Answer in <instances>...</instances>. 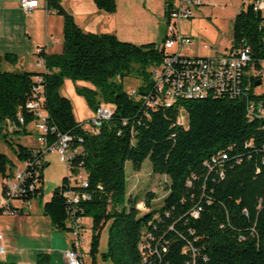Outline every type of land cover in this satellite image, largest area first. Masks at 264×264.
Returning <instances> with one entry per match:
<instances>
[{
  "label": "trees",
  "instance_id": "16d2710c",
  "mask_svg": "<svg viewBox=\"0 0 264 264\" xmlns=\"http://www.w3.org/2000/svg\"><path fill=\"white\" fill-rule=\"evenodd\" d=\"M94 2L106 12L117 9L116 0ZM47 4L63 17V50L47 53L41 48L42 71L0 69V127L10 123L4 141L24 166L40 159L28 167L31 175L26 183L35 184V189L28 188L22 200L43 194L45 155L15 143L11 136L28 133L36 115L27 103L35 99L51 127L48 142L58 141L62 134L73 137L72 147L78 151L71 159L70 173L82 172L87 182L84 185L68 174L43 203V211L59 231L71 232L73 218L92 219L93 264H98L96 255L106 226L103 257L116 264H264V115L251 118L248 110L249 101L264 105V93L256 92L261 74L245 77L250 90L244 96L209 93L153 109L130 95L123 79L135 71L144 79L139 94L149 91L153 86L149 67L165 54L161 43L137 44L113 33L86 32L62 0H47ZM241 46L251 49L247 69L262 70L264 9L255 10L252 3L234 19L232 47ZM3 58L18 60L11 52ZM66 79L92 84L78 86L77 92L94 111L102 100L114 104L112 115L97 132L76 120L71 99L61 93ZM181 108L187 115L185 125L177 120ZM147 158L154 173L167 177L164 204L154 211L150 209L153 192L145 201L133 197L125 201L127 163L140 171ZM14 165L0 152V180L11 176ZM67 191L78 194L79 200L71 202ZM195 209L198 216L192 214ZM38 261L50 264L47 254H40Z\"/></svg>",
  "mask_w": 264,
  "mask_h": 264
},
{
  "label": "built area",
  "instance_id": "2783aa9c",
  "mask_svg": "<svg viewBox=\"0 0 264 264\" xmlns=\"http://www.w3.org/2000/svg\"><path fill=\"white\" fill-rule=\"evenodd\" d=\"M206 0H167L168 13L167 17V34L160 47L164 49L163 59L149 67V73L152 81V88L145 94H139L135 88H130L127 92L134 96L140 97L145 104L153 109L161 106H171L178 99L183 98H203L209 93L230 94L232 96H244L249 93L250 83L245 82V77L260 75L264 76V59L262 60V70H256L251 65V49L249 46H241L233 48L232 46L223 54L215 56L203 55H185L183 49L193 44V39L184 35L180 30V23L183 19L193 18L197 9L205 3ZM254 9H264V0H250ZM38 0H20V6L26 12L37 7ZM203 48L208 49V44H202ZM177 47V50H172ZM40 51V50H39ZM39 61L44 63L40 56ZM40 88H36L39 92ZM36 115L35 127L38 130L36 147L43 156L51 153H57L60 160L65 162L70 178H78L84 185L87 184L86 176L80 172L74 176L70 173L71 159L78 149H73V137L68 134L60 135L58 141L50 143L46 134L50 130L47 114L42 110L38 100L31 99L27 103ZM248 110L250 117L264 115L263 103L254 104L249 101ZM112 115V109L101 104L92 115L91 118L83 121L85 128L98 131L103 120L108 119ZM178 123L186 124L187 115L184 108L180 109ZM20 121L24 119L20 117ZM226 154H222V158H226ZM40 159L26 163V166L16 168L11 176L1 180L2 193L0 196V214H20L24 213V207L12 205L14 201L20 200L29 208L31 201L22 200V196L29 189H35V184L26 183L31 175L28 167L39 163ZM28 186V187H27ZM69 196L71 202H77L79 195L72 191L65 193ZM13 206V207H12ZM192 214L198 216L199 209L193 210ZM73 244L70 249L65 252L67 264H85L84 254L81 250L83 243V225L81 218H73L71 220ZM0 253H5V245L3 234L0 232Z\"/></svg>",
  "mask_w": 264,
  "mask_h": 264
},
{
  "label": "crops",
  "instance_id": "0c3cea01",
  "mask_svg": "<svg viewBox=\"0 0 264 264\" xmlns=\"http://www.w3.org/2000/svg\"><path fill=\"white\" fill-rule=\"evenodd\" d=\"M154 1L116 0L117 9L112 13L99 9L94 0H62V5L86 32L113 33L121 40L143 44L142 38L145 34L132 30L131 14L127 10L139 6H153ZM38 2L37 7L26 12L21 8L20 0H0V62L5 64L6 70H11L8 65H12L21 71H42L45 68L44 63L39 61V50L43 48L47 53H59L63 50V17L48 8L47 0ZM208 2L209 0H206L204 4ZM196 48L202 49L203 46L201 48L197 45ZM8 52L17 54L18 60L15 63L3 58ZM78 86L93 87L88 82L66 79L61 93L71 99L73 107L77 104L79 116L76 115L75 108L74 114L76 120L82 122L91 118L94 110L77 92ZM16 168L15 166L14 169ZM1 193L0 180V196ZM17 201L19 203L15 204L24 207L26 212L0 214V232L3 234L5 245V253H0V264H39L40 254H47L50 264H67L65 252L72 247V233L57 230L44 213L41 202L33 199L27 208L23 202ZM9 222L12 224L11 229ZM81 223L84 229V218H81ZM81 250L85 261L83 243ZM55 252H61V255L57 256Z\"/></svg>",
  "mask_w": 264,
  "mask_h": 264
},
{
  "label": "rangeland",
  "instance_id": "374dc122",
  "mask_svg": "<svg viewBox=\"0 0 264 264\" xmlns=\"http://www.w3.org/2000/svg\"><path fill=\"white\" fill-rule=\"evenodd\" d=\"M249 0H209L207 4L200 6L196 15L193 18L183 19L180 23V30L184 35H188L193 39L191 47L183 49L185 55H208L215 56L225 53L233 43V24L235 16L241 10L247 8ZM124 6H120L123 8ZM166 6H164V0H155L153 6L136 7L135 9L127 10L131 14L132 30L138 34H145L142 39L144 42H157L162 43L167 34V17L165 13ZM130 41V40H125ZM140 41V40H136ZM133 42V41H130ZM136 43V42H134ZM208 44L211 49L202 48V44ZM140 44V43H137ZM197 45H200L202 49H197ZM172 50H177V47ZM10 71H21L17 68H13L12 65ZM0 69L6 70L5 64L0 62ZM119 80V79H118ZM125 90L130 88L137 89L144 79L137 72L133 71L131 75L123 79ZM257 93H264V76L261 84L256 87ZM104 106L111 109L114 108V104L105 102L102 100ZM89 106V105H88ZM90 107V106H89ZM75 113L77 116L79 113L78 106L75 104ZM91 108V107H90ZM83 122V121H82ZM10 124V123H9ZM4 125L0 127L2 137L0 140V152L5 153L12 163L15 165L13 168L23 167L24 161L18 159L11 146L4 141L3 136L8 134L10 125ZM28 133H14L12 139L15 143H21L30 148H36L38 145L37 136L38 130L35 127V122H31L27 126ZM42 168L43 174V194L34 200L41 202L42 204L51 197L52 191L55 187L62 184L63 178L68 175V169L57 153H51L45 155ZM128 175V187L125 201L128 203L129 198L145 201L149 192H153L155 197L151 200L150 209L158 210L164 204V198L168 193L167 177L165 175L156 174L153 172L152 163L150 158H147L140 171H136L132 168L130 162L126 165ZM14 203H19L15 201ZM143 208V207H142ZM84 240L83 245L85 249V261L86 264H93V256L90 253L91 237H92V219L90 217H84ZM9 228H12V224L9 222ZM14 227V225H13ZM8 230L10 231V229ZM108 244V226L102 232L100 250L96 255L98 264H116L110 258L105 259L103 252L107 250ZM61 252H55V255L59 256ZM62 264V263H61Z\"/></svg>",
  "mask_w": 264,
  "mask_h": 264
},
{
  "label": "water",
  "instance_id": "95a60500",
  "mask_svg": "<svg viewBox=\"0 0 264 264\" xmlns=\"http://www.w3.org/2000/svg\"><path fill=\"white\" fill-rule=\"evenodd\" d=\"M261 82H262V80H258V81L256 82V85L261 84Z\"/></svg>",
  "mask_w": 264,
  "mask_h": 264
}]
</instances>
